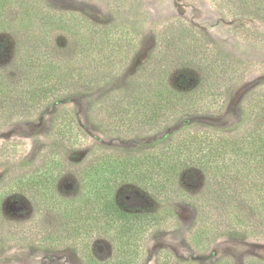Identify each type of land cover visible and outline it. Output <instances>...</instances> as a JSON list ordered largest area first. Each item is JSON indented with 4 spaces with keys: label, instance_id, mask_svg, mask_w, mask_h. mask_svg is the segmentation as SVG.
Returning <instances> with one entry per match:
<instances>
[{
    "label": "rangeland",
    "instance_id": "rangeland-1",
    "mask_svg": "<svg viewBox=\"0 0 264 264\" xmlns=\"http://www.w3.org/2000/svg\"><path fill=\"white\" fill-rule=\"evenodd\" d=\"M13 1L0 0V23L41 21L40 16L18 15ZM229 1L235 0H45L57 11L81 16L124 36V44L130 41V51L110 73L101 66L100 74L93 73L91 66L82 65L85 72L79 75L81 81L68 86L67 93L54 104H44L37 112L14 116L13 120L1 119L0 192L13 180L28 179L43 164L53 163L62 171V195L74 197L78 192L76 180H94L101 186L131 168L138 154L146 156L170 143L174 132L183 127L198 136L209 131L211 135L239 139L252 132L256 121L257 126L264 123L263 113L248 127L243 115L245 104L264 90V22L249 17L241 3L233 5ZM173 23L188 27L215 47L220 52L215 59L234 64L235 72L217 79L223 93L217 100L221 105L215 110L181 113L150 131L137 125L136 120L132 127L128 122L122 126L121 121H107L104 107L108 102L120 99L121 94H132L146 83L148 87L152 82L153 86L157 84L152 76L146 80L150 76L147 67L160 64L156 57L159 42ZM0 28V67H11L20 35ZM46 34L62 57L76 48L75 39L60 26L48 28ZM176 54L174 50L172 55L177 60L169 61L172 69L168 82L172 88L180 82L186 90L204 84L208 77L203 67ZM18 74V70L13 73L15 78ZM64 118L75 128L70 141L56 132ZM205 150V146L197 150L199 161L180 178V196L168 203L156 202L133 184L122 185L126 196H134L129 201L132 208L158 211L166 220L142 241L144 264H159L162 251L195 264H219L223 260L229 264H264V228L245 197L252 180L254 195L259 194L263 164L235 165L228 161V166L216 161L219 153L209 147L212 166L206 169L202 165L208 160ZM147 161L145 158L143 166ZM8 195L2 205L4 219L21 221L23 228L13 230L19 234L11 241V230L0 231V264H85L70 243L53 245L46 241L52 233L64 232L53 214L44 212L34 218L35 202L20 194ZM202 221L213 231L199 244L198 232L206 230ZM91 250L96 261L106 262L114 257L115 246L101 233L93 240Z\"/></svg>",
    "mask_w": 264,
    "mask_h": 264
},
{
    "label": "trees",
    "instance_id": "trees-1",
    "mask_svg": "<svg viewBox=\"0 0 264 264\" xmlns=\"http://www.w3.org/2000/svg\"><path fill=\"white\" fill-rule=\"evenodd\" d=\"M13 2L18 15H35L42 19L0 23L2 29L20 35L21 39L11 67H0V121L35 113L44 104H54L62 99L63 93H67L68 86L81 81L79 75L85 72L84 67L91 66L93 73L100 74L101 66L110 73L130 51V41L124 44L127 41L124 36L95 26L81 16L57 11L48 6L45 0ZM230 3H241L249 17L264 22V0H235ZM54 26L66 29L70 37L75 39L76 48L65 57L56 51L47 38L48 28ZM159 45L156 57L160 64L153 68L147 67L150 76L146 78L150 80L152 76L157 84L153 86L152 82L148 87L146 83L142 89L132 94H121L120 99L108 102L104 107L107 121H121L122 126L128 122V126L132 127L136 120L137 125L150 131L181 113L210 111L221 105H218L217 100L223 93L217 87V79L222 77L221 74L225 77L235 72L234 64L226 59H215L220 52L182 24H170ZM174 50L179 58L203 67V73L208 77L204 84L186 90L184 82H180L172 88L168 79L172 69L170 62L177 60L172 55ZM16 70L19 74L15 78L13 73ZM111 112L114 115L108 116ZM263 113L264 90L255 94L244 106L243 115L248 121V127H252ZM256 123L250 134L239 139H226L211 135L213 133L209 131L199 133L203 135L198 136L183 127L174 132V139L170 143L163 144L146 156L138 154L134 158L137 162L134 161L131 168L122 170L111 180H105L101 186L98 182L94 183V180H76L78 192L74 197L63 196L60 191L62 171L53 163L43 164L28 179L13 180L12 185L5 186L0 192V231L6 228L11 230V241L19 234L13 230L23 228L21 221H6L2 210L9 193L20 194L35 202L34 218L47 212L53 214L55 222L63 227V233H52L45 238L46 241L53 245L70 243L76 247L85 264H144L146 259L142 255V241L152 229L166 220L158 211L152 213L140 207L132 208L129 201L134 196H126V192L121 190L122 185L133 184L156 202L168 203L172 197L180 196V178L191 165L199 161L196 153L203 146L206 147L204 157H208L207 162L202 164L206 169L212 166L209 147L219 153L216 161L228 166V161H231L235 165L261 162L264 167V123L258 126ZM73 130L75 128L68 125V120L64 118L56 132L63 140L70 141ZM145 158L148 160L144 165L147 171L143 166ZM254 188L252 180L251 191L245 196L246 202L260 227L264 228V180H259L258 195H254ZM201 224L206 230L200 234L198 232L199 244L213 231L205 221ZM101 233L109 237L115 246L114 257L106 262L96 261L91 250L93 240L100 238ZM158 262L195 264L190 261L181 262L165 251L161 252ZM219 264L229 262L223 260Z\"/></svg>",
    "mask_w": 264,
    "mask_h": 264
}]
</instances>
